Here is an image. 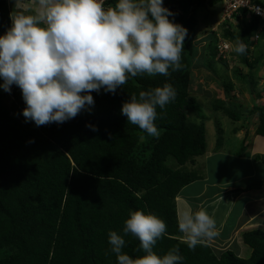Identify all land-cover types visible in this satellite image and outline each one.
<instances>
[{"label": "trees", "instance_id": "1", "mask_svg": "<svg viewBox=\"0 0 264 264\" xmlns=\"http://www.w3.org/2000/svg\"><path fill=\"white\" fill-rule=\"evenodd\" d=\"M15 1L0 0V36L12 26L9 4ZM116 2L105 5L114 7ZM219 3L221 0H163V6L173 13L169 19L187 30L181 68L170 69L168 76L130 77L115 93L92 92L94 105L63 123L36 126L26 121L19 87L12 86L9 93L0 87V264H117L108 234L115 231L123 236L124 222L134 211L156 215L166 223V235L153 248L159 256L178 248L181 264H264L263 230L241 235L251 249L243 259L230 249L217 253L205 242L190 250L176 218L174 199L182 188L201 179L191 167L206 152L207 118L190 95L191 71L200 65L214 73L211 62L224 57L208 41L203 59L194 65V13ZM234 18L235 26L226 23L219 27L221 39L232 45V55L237 41L248 46L259 23L257 17L247 18L241 12ZM260 39L264 40V30ZM237 58L247 73L235 68L233 75L244 83L252 79L251 71L259 66L260 57L250 58L246 49ZM165 83L177 95L164 109H156L154 123L160 132L156 138L128 123L121 107L132 95L138 97L139 92ZM222 85L226 93L232 91V83ZM215 108L238 120L230 106L219 103ZM254 113V133L264 138V113L257 106ZM188 114H194V122ZM254 158L264 165V158ZM124 239V253L132 258L145 255L135 236Z\"/></svg>", "mask_w": 264, "mask_h": 264}, {"label": "clouds", "instance_id": "2", "mask_svg": "<svg viewBox=\"0 0 264 264\" xmlns=\"http://www.w3.org/2000/svg\"><path fill=\"white\" fill-rule=\"evenodd\" d=\"M35 1L34 12L12 15V26L0 36V87L5 92L12 85L19 87L26 105L22 115L36 126L75 118L94 105L92 92L115 93L130 77L168 76L170 69L181 68L187 30L169 19L173 13L163 0H117L107 8L104 0ZM246 49L237 41L233 51L243 54ZM176 95L165 83L132 95L121 113L128 123L158 138L156 109H164ZM178 227L190 250L218 235L216 221L206 209L182 212ZM166 229L156 215L130 213L123 236L108 234L117 264H181L178 248L163 256L153 251ZM129 234L139 240L145 255L132 258L122 251Z\"/></svg>", "mask_w": 264, "mask_h": 264}, {"label": "rangeland", "instance_id": "3", "mask_svg": "<svg viewBox=\"0 0 264 264\" xmlns=\"http://www.w3.org/2000/svg\"><path fill=\"white\" fill-rule=\"evenodd\" d=\"M264 1V0H261ZM11 17L12 15L18 14H32L37 7V3H14L9 4ZM208 14H206V13ZM219 14V4H216L212 8H201L197 9L194 13L196 21L199 23L197 26V30H195V39L193 40V57L194 62H201L203 59V54L205 52V48L207 46L208 41H212V46H216L217 39H215L214 35L210 32V27L208 25L212 22L213 18L218 16ZM12 20V19H11ZM206 28H209L206 31ZM256 48H264V40L260 39V44L256 46ZM231 52V51H230ZM229 52V54H230ZM232 56H235L234 58ZM222 61L216 58L212 61V65L214 68V73L211 71L204 69L202 66H198L197 68H193L191 71V80H190V95L195 98L201 105L202 115H204L207 120L205 121V143L206 150L210 149V146H216L223 149L219 150L222 154L226 153H238V155H244L243 152L247 151V147L245 146L244 141L236 138V134H234L233 130L239 127H245L246 129H250L253 127V123H255L254 115L249 113V110L254 106L260 107L264 111V84L257 85L254 84L258 81L259 76L256 75L257 70L255 69L253 72V79H246L245 82L241 81V79L234 77L233 72L235 68H240L241 71L246 75V68L243 67L239 63L237 58V54L234 51V55L230 54L229 57H222ZM195 64V63H194ZM262 72V69H261ZM258 73V72H257ZM258 77V78H257ZM223 82L232 83V92L226 93L223 89ZM252 82L254 85H252ZM252 89V92L251 90ZM258 94H262L261 96ZM9 100L6 102L9 104ZM219 103L225 104V106H230V109L238 116L237 121H233L226 117L221 110H217L215 108ZM226 108V107H225ZM190 121L194 122V114H188ZM255 127V126H254ZM254 127L249 130L250 133H254ZM249 133V135H250ZM214 141V145H213ZM248 152V151H247ZM197 159V158H196ZM195 159V160H196ZM204 158H198V163L205 166ZM216 161V159L214 160ZM170 164V163H169ZM189 169L190 165H186ZM215 164L207 166V170L210 174L214 173L215 169L213 168ZM186 168V167H185ZM200 171V170H199ZM242 203L239 202V205H233L230 200H221L219 202V209L226 210L223 212L220 217H218L217 209L215 208V216L218 217V220H225L228 216L234 217L241 210ZM185 211V208H180V212ZM264 217V216H263ZM215 219V218H214ZM216 223L217 220L215 219ZM232 223V222H231ZM231 223L226 222V227L222 229L218 233V239L222 241L223 237H226L229 233V226ZM206 243V242H205ZM209 243V242H208ZM234 243V242H232ZM236 243V248H235ZM233 245H222V246H214L213 243L208 244L212 246L213 249L220 253L221 251L231 250L235 255L240 258L243 257V248L248 252V247L241 243V240L238 238ZM207 244V243H206ZM236 249V250H235ZM238 250V251H237ZM241 253V254H240ZM248 254V253H247ZM245 257V256H244Z\"/></svg>", "mask_w": 264, "mask_h": 264}, {"label": "crops", "instance_id": "4", "mask_svg": "<svg viewBox=\"0 0 264 264\" xmlns=\"http://www.w3.org/2000/svg\"><path fill=\"white\" fill-rule=\"evenodd\" d=\"M258 2L264 4V1L258 0ZM220 8L221 3H219L218 16L216 17V19L215 17L213 18L208 27L211 28L212 24L218 21L220 17ZM198 24L199 23L197 22L195 30H197ZM208 29L209 28H206V31ZM229 44L232 48L231 43ZM250 54V58H253L254 56L260 57L258 61L259 66L255 68L258 72H256V75L259 76L256 85L257 83L258 85H262L264 84V81L262 82V79H264V72H261V63L263 62L264 58V48H255L253 51H250ZM226 55V57L230 56L229 53ZM197 62L194 63L196 64ZM251 73L253 74V72ZM250 90L252 92V89ZM254 107H256V105L254 106V104H252V107L249 110V113L254 115L255 118V123H253V127L255 126L253 132H255L257 125V116L254 113ZM250 129H246L242 126L233 130V135L236 134V138L246 142L245 146L248 148V152H243L244 155H238V153L233 152H225L224 154H222L219 150L223 149L217 147L216 143L214 145L213 141L214 146H210V149L206 150L203 156L198 157L204 158L203 161H205V166L201 164L202 162L199 164L197 158L195 160V165L191 167L194 171L201 175V179L195 180L182 188L174 199L176 218L178 223L181 216L180 208H185V211L188 209H191L192 211L206 209L209 215L217 220L216 230L218 233L226 227V222H232L229 226V233L226 237H223L222 241L219 240L220 238L218 239L219 235L211 239L203 240V242H206L207 244L213 243L216 247L222 245L225 246L227 244L230 248V245H233L238 238L241 240V243H243L241 235L244 232L255 229H261L264 231V165L261 163V160H255L254 158L256 156H258L260 159L264 158V138L256 135L255 133H250ZM215 159L216 161H214ZM212 164H215V166H213L215 171L214 173L210 174L207 170V166ZM259 183L262 184L260 185ZM258 184L259 187L257 188L238 192V190H242L248 186ZM176 198H178V200H176ZM221 198L223 200L227 199L232 201L233 205H239V202L242 203L241 210L236 216H234L233 218L228 216L226 220L225 218L223 220H218V217H220V215L226 211H223L222 208L219 209L218 205L222 200ZM215 208L217 209L216 212H218L219 214L218 217L214 215ZM243 245L245 244L243 243ZM236 247L237 246L235 243V248ZM242 250L243 257L241 258H248L251 253V249L248 247L247 252L244 247Z\"/></svg>", "mask_w": 264, "mask_h": 264}, {"label": "built area", "instance_id": "5", "mask_svg": "<svg viewBox=\"0 0 264 264\" xmlns=\"http://www.w3.org/2000/svg\"><path fill=\"white\" fill-rule=\"evenodd\" d=\"M110 0H104L105 4ZM17 3H32L33 0H16ZM245 13V17L250 18L252 16L257 17L259 20L256 31L250 36L249 44L247 46L249 51H253L260 42V33L264 30V4L259 3L258 0H221L220 17L218 21L214 22L210 31L215 34L217 38L216 48L220 55H226L230 51V44L221 39V33L219 27L223 24L229 23L236 25L237 21L234 15L239 13ZM242 14L239 16L241 17ZM261 69L264 72V58L261 63ZM264 79H262V82ZM15 86V85H12ZM11 86V88H12ZM11 91V90H10ZM9 93V92H8Z\"/></svg>", "mask_w": 264, "mask_h": 264}, {"label": "bare ground", "instance_id": "6", "mask_svg": "<svg viewBox=\"0 0 264 264\" xmlns=\"http://www.w3.org/2000/svg\"><path fill=\"white\" fill-rule=\"evenodd\" d=\"M176 200H178V198H176Z\"/></svg>", "mask_w": 264, "mask_h": 264}]
</instances>
